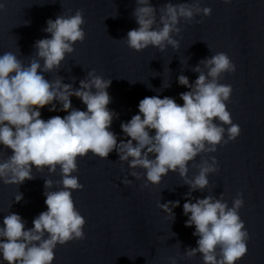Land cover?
Instances as JSON below:
<instances>
[{
    "label": "clouds",
    "instance_id": "obj_1",
    "mask_svg": "<svg viewBox=\"0 0 264 264\" xmlns=\"http://www.w3.org/2000/svg\"><path fill=\"white\" fill-rule=\"evenodd\" d=\"M136 5L133 16L138 28L129 30L124 40L137 52L149 46L161 52L169 45L178 49L179 41L172 34L179 35L181 29L177 25L181 18L191 21L197 14L209 16L212 12L209 7L201 8L198 0L191 4L169 2L159 8L162 27L154 28L157 8L150 0H136ZM3 7L0 4V9ZM46 23L44 31L51 38L35 42L38 59H32L28 66L12 52L0 55V145L12 150V155L0 162V180L6 185H20L34 179L33 167L37 171L48 168L54 173L59 166L62 179L57 183L63 187L47 191L53 187V181L45 180L47 211L33 219L32 228L25 230L19 214L10 212L3 218L0 256L6 264H52L58 244L84 239L86 221L72 199V191L83 188L78 177L72 175L77 171L78 157L92 153L107 159L115 150L119 160L128 162L130 169L145 170L143 187L160 184L162 177L171 171L178 172L192 191L203 190L209 185L208 174L219 170L217 161L215 157L211 163L202 159L196 165L198 175L187 179L189 162L201 153L215 152L217 145L235 140L241 132L227 110L226 101L230 99L232 87L219 83L223 73H234L236 67L226 53L218 52L200 61L207 69L206 74L200 64L193 69L199 73L194 83L190 84L183 74L178 76L179 85L189 89L180 93L183 105L167 96L140 100L139 114L121 123L122 132L129 139L118 143L116 134L109 130L116 115L108 108L111 97L107 89L112 80H105L91 70L80 81V87L74 89L61 78L50 81L41 74L59 69L66 54L74 52V44L85 39L82 10ZM73 96L86 105V111L72 107L70 97ZM53 101H58L62 105L60 110L68 114L42 119L40 109L45 106L52 105L50 111H56ZM224 125L229 127L226 129ZM153 130L154 135L150 134ZM131 176L139 179L141 174L132 171ZM22 199L20 193L15 202ZM243 204L240 193L231 207L222 198L211 195L195 202L186 200L183 204V213L188 216L185 226H195L193 235L199 237L196 248L186 249V257L199 253L203 264H237L248 251V232L239 215ZM158 206L174 216L173 208L179 206V201Z\"/></svg>",
    "mask_w": 264,
    "mask_h": 264
}]
</instances>
